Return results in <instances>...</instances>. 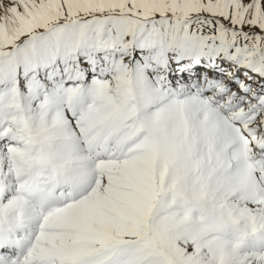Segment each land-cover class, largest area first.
Masks as SVG:
<instances>
[{"label":"snow or ice","instance_id":"1","mask_svg":"<svg viewBox=\"0 0 264 264\" xmlns=\"http://www.w3.org/2000/svg\"><path fill=\"white\" fill-rule=\"evenodd\" d=\"M0 264H264V0H0Z\"/></svg>","mask_w":264,"mask_h":264}]
</instances>
